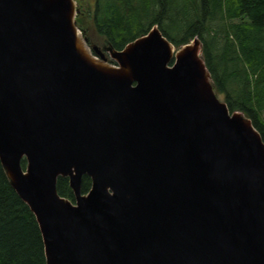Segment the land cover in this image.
<instances>
[{
    "label": "water",
    "instance_id": "obj_1",
    "mask_svg": "<svg viewBox=\"0 0 264 264\" xmlns=\"http://www.w3.org/2000/svg\"><path fill=\"white\" fill-rule=\"evenodd\" d=\"M77 14L0 0V162L46 264H264V140L216 95L202 42L155 25L91 48Z\"/></svg>",
    "mask_w": 264,
    "mask_h": 264
},
{
    "label": "trees",
    "instance_id": "obj_2",
    "mask_svg": "<svg viewBox=\"0 0 264 264\" xmlns=\"http://www.w3.org/2000/svg\"><path fill=\"white\" fill-rule=\"evenodd\" d=\"M89 18L101 43L117 51L155 25L176 48L198 38L216 95L231 113L250 119L264 140V0H95ZM90 188L91 180L84 176L82 194ZM57 190L75 201L68 179L59 178ZM0 264H46L36 218L1 162Z\"/></svg>",
    "mask_w": 264,
    "mask_h": 264
},
{
    "label": "rangeland",
    "instance_id": "obj_3",
    "mask_svg": "<svg viewBox=\"0 0 264 264\" xmlns=\"http://www.w3.org/2000/svg\"><path fill=\"white\" fill-rule=\"evenodd\" d=\"M78 8L82 10V12L84 13V17H83V24L85 25V27L87 28L88 31V37L95 41H99L102 42L101 39H99L92 28V23H91V19L89 18V15L94 13L95 10V0H76ZM100 50H103L100 48ZM220 100H222V98H220ZM223 101V100H222Z\"/></svg>",
    "mask_w": 264,
    "mask_h": 264
},
{
    "label": "flooded vegetation",
    "instance_id": "obj_4",
    "mask_svg": "<svg viewBox=\"0 0 264 264\" xmlns=\"http://www.w3.org/2000/svg\"><path fill=\"white\" fill-rule=\"evenodd\" d=\"M83 17H84V13L82 12V10L80 11V9L78 8V14H77V21H78V26H80V27H82L84 30H82V32H83V34H84V36L88 39V42L90 43V44H92V47H95V46H98V47H100V43L101 42H99V41H93V40H91L89 37H88V31H87V28L85 27V25L83 24V21H82V19H83ZM85 28H84V27ZM87 34V35H86ZM102 53H103V55H104V57L105 58H107V59H109V56L106 54V52L104 51V50H102Z\"/></svg>",
    "mask_w": 264,
    "mask_h": 264
}]
</instances>
